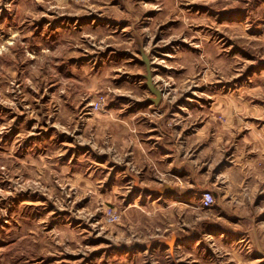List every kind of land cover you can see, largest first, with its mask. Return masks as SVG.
<instances>
[{
    "label": "rangeland",
    "instance_id": "1",
    "mask_svg": "<svg viewBox=\"0 0 264 264\" xmlns=\"http://www.w3.org/2000/svg\"><path fill=\"white\" fill-rule=\"evenodd\" d=\"M0 264H264V0H0Z\"/></svg>",
    "mask_w": 264,
    "mask_h": 264
},
{
    "label": "built area",
    "instance_id": "2",
    "mask_svg": "<svg viewBox=\"0 0 264 264\" xmlns=\"http://www.w3.org/2000/svg\"><path fill=\"white\" fill-rule=\"evenodd\" d=\"M203 203L205 206L209 205L212 201V196L210 193H205L203 195V199H202Z\"/></svg>",
    "mask_w": 264,
    "mask_h": 264
}]
</instances>
